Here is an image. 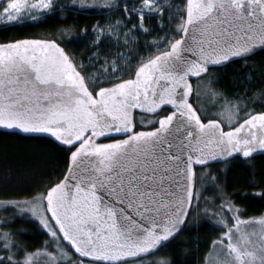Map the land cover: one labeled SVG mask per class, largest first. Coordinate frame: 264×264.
Returning a JSON list of instances; mask_svg holds the SVG:
<instances>
[{
  "label": "snow or ice",
  "instance_id": "1",
  "mask_svg": "<svg viewBox=\"0 0 264 264\" xmlns=\"http://www.w3.org/2000/svg\"><path fill=\"white\" fill-rule=\"evenodd\" d=\"M99 7L113 20L75 36L0 38V134L43 144L54 165L18 198L0 188V264H179L161 253L217 217L224 264H264V215L236 202L264 201V0H0V32ZM234 169L253 181L238 197L221 187ZM15 220L49 239L24 244Z\"/></svg>",
  "mask_w": 264,
  "mask_h": 264
},
{
  "label": "trees",
  "instance_id": "2",
  "mask_svg": "<svg viewBox=\"0 0 264 264\" xmlns=\"http://www.w3.org/2000/svg\"><path fill=\"white\" fill-rule=\"evenodd\" d=\"M88 0L89 3H95L96 5H102L104 0ZM60 3L68 4L71 0H59ZM179 3V0H177ZM116 15H120L116 13ZM66 19L67 23L63 21ZM113 20V14L103 7L92 8L87 11L81 10V12L72 14L65 13L62 16L57 15L53 18H49L46 23L28 21L24 27L15 28L10 31L0 32V38L3 37H19V38H39V37H51L58 35L59 30L63 29L75 36L78 28L85 27L90 28L97 23H104L105 21ZM149 23L153 27H156L160 21L153 17ZM71 26V28L69 27ZM76 54L78 59L88 56L90 53L87 51L86 42L80 44H74L70 49ZM264 62V57H257L252 63L254 69L260 70L261 63ZM236 68L226 69L223 77L220 79V89H231L234 83L238 81V77L235 75ZM215 79V78H214ZM258 79H264V76L258 77ZM256 92L259 94V85H256ZM209 96V95H208ZM212 99L217 100L215 97ZM2 133V132H0ZM0 138H17V136L2 137ZM17 140V139H16ZM18 141L34 145L33 149L30 146L29 154H26L24 158H16L11 156L6 147L0 145V188H6V191L11 194L12 198H18L20 194H26L29 190L34 189L36 184L44 179V175L52 170V165L49 155L50 150L43 144L23 139L18 137ZM257 167L252 170L253 174L260 173L264 168V159H257ZM223 167L222 165L220 166ZM3 173V174H2ZM253 183L248 172L243 169H234L231 173H227L225 177L224 185L228 186L230 191L229 195H235L238 197L240 191L249 192V186ZM256 183H260L258 175ZM216 193H208V198L212 199ZM237 204L248 212V218L261 216L264 214V201L259 198L243 201L237 199ZM253 215V216H251ZM12 213L0 212V218H11ZM220 217L211 220V225L206 227L203 231H197L191 235L185 234L173 245V249H165L161 256L167 254L170 259H177L179 264H205L209 258V254L212 251V242L222 235L219 229L222 227L220 224ZM198 224L203 223L201 219H197ZM14 227L9 231L24 233L19 239L27 245L40 248L49 239L46 232L35 223L20 222L19 220L13 221ZM158 259V258H157Z\"/></svg>",
  "mask_w": 264,
  "mask_h": 264
},
{
  "label": "rangeland",
  "instance_id": "3",
  "mask_svg": "<svg viewBox=\"0 0 264 264\" xmlns=\"http://www.w3.org/2000/svg\"><path fill=\"white\" fill-rule=\"evenodd\" d=\"M91 1H93V0H91ZM96 1L100 3L99 0H96ZM201 100L207 105L208 108H213V106L216 103H218L217 100L212 99L208 96L206 90H202ZM2 137H11V136L3 135ZM0 145H1V147H4V148L6 147V149L11 154V156H14L16 158H18V157L24 158L26 154H29V151L32 150L33 146H34V145H29L27 142L23 143L22 141L21 142L18 141V137L15 139L14 138L13 139L12 138H7V139L0 138ZM30 146L32 147V149H30ZM251 216H253V215H251ZM261 216L250 217V219L258 220ZM220 224H221V220H220ZM254 230L259 232L260 226L256 225ZM225 259H226V257H225L224 251L220 248V246L217 245L210 252L209 258L207 259L205 264H224ZM37 260H38V264H49V260L45 259L43 256L38 257Z\"/></svg>",
  "mask_w": 264,
  "mask_h": 264
},
{
  "label": "water",
  "instance_id": "4",
  "mask_svg": "<svg viewBox=\"0 0 264 264\" xmlns=\"http://www.w3.org/2000/svg\"><path fill=\"white\" fill-rule=\"evenodd\" d=\"M4 130H0V132H3Z\"/></svg>",
  "mask_w": 264,
  "mask_h": 264
}]
</instances>
